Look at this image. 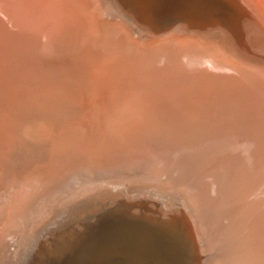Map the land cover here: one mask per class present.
<instances>
[{
	"label": "bare ground",
	"instance_id": "1",
	"mask_svg": "<svg viewBox=\"0 0 264 264\" xmlns=\"http://www.w3.org/2000/svg\"><path fill=\"white\" fill-rule=\"evenodd\" d=\"M240 1L264 26V3ZM222 4L0 0V264H23L37 239L116 197L163 218L151 227L160 239L131 225L125 244L114 230L119 264H191L189 239L168 230L175 216L200 241L196 264H264V70L244 46L260 49L264 36ZM170 16L185 21L158 30ZM211 90L215 103L232 100L226 119L201 105L202 126H174L170 114ZM98 96L113 102L108 128L84 127L76 118Z\"/></svg>",
	"mask_w": 264,
	"mask_h": 264
},
{
	"label": "water",
	"instance_id": "2",
	"mask_svg": "<svg viewBox=\"0 0 264 264\" xmlns=\"http://www.w3.org/2000/svg\"><path fill=\"white\" fill-rule=\"evenodd\" d=\"M234 1L222 0V5L225 6L224 11H230L229 13H232V16L242 22L244 17H242L240 13L242 10H245L253 19L250 23L256 26L262 32V36H264V26L256 19L254 14L249 11V8L240 0ZM128 9L130 8H127V10ZM232 16L230 17L231 19ZM178 21L185 20L177 16L166 17L162 23L158 25V30L171 26ZM261 43L260 44L263 45V47L260 49L247 44V42L244 43V46L249 59L252 61L255 60V66L258 69L264 70V37L263 42ZM34 48L35 47H33L32 50ZM32 50H29L28 53L23 51L25 59H28L30 56L32 57V54H29ZM43 54L45 55V53ZM131 209L132 207L125 203L122 197H116L112 200L106 201V206L100 209L97 213L82 217V219L80 217H75L72 222L68 223L67 221V224L61 227V229H58L53 235L48 236L45 239L44 237L39 240L37 239L35 245H33L34 248L32 251L30 248L26 249V247L30 245L27 239L23 244V249L28 250L27 254L29 257L25 259V262L23 261V264H44L43 262H47L48 264H85L88 261L91 264H119L117 261L122 256L121 253L124 249H122V252H117L112 248L116 241V238L112 241L115 236L113 234L115 229L117 230V228H119L122 230L120 240H124L123 242H125V244L128 243L127 240H129V237L133 236V232L129 229L131 225H136V228L140 226L143 229L141 231L146 232L147 234L152 233V236H155L158 239L161 238L158 233L154 232L155 229H152L151 227L154 223L163 224L162 217L156 215L152 218L151 216H145L144 213L134 214L131 212ZM184 220L185 219L182 216H175L173 221L174 224L172 228L168 230L171 233V229H173L175 232L174 237H178V239L184 237L189 239L186 244V247L191 249L188 258H190L191 264H196L202 258L203 252L198 253L197 250L192 249V247H195L196 245L199 248L201 244L195 237L194 232L187 228L188 226ZM170 226L171 225L168 227ZM147 230H150L151 232ZM138 232L140 233L139 230L135 233ZM74 236H77L75 240L73 239ZM62 237L64 238L60 239ZM64 241H67V243L64 247H61V243ZM123 254L124 257L129 260L140 258L135 255L136 253L130 252V250H127V253ZM18 259L14 264H19ZM127 264L133 263L129 261Z\"/></svg>",
	"mask_w": 264,
	"mask_h": 264
},
{
	"label": "rangeland",
	"instance_id": "3",
	"mask_svg": "<svg viewBox=\"0 0 264 264\" xmlns=\"http://www.w3.org/2000/svg\"><path fill=\"white\" fill-rule=\"evenodd\" d=\"M263 3H264V0H260L259 4L263 5ZM62 17H63V16H61V18H60V20H59V22H60L59 25H60V24L62 25V26L60 25L61 28H59V29H61V30H58V32H61V31L63 32V31H64L63 28L65 27V18L63 17V18H64V19H63ZM61 19H62V21H61ZM63 20H64V21H63ZM62 23H63V24H62ZM59 25H58V26H59ZM59 34H61V33H58V36H59ZM1 53H2V52L0 51V54H1ZM79 62H80V61L77 60L78 65H80ZM84 71H85V69H84V68L81 69V67H80V72L82 73V72H84ZM85 72H86V73H85ZM85 72H84V74H85V76H87V75H88L87 70H86ZM84 78H85V77H84ZM234 81H236V82H233V84H232V88H233V90H236V91H238V89L240 90V87H242V86H241V81H239V80H234ZM235 85H236V86H235ZM211 92H213V93L211 94ZM211 92L209 93V91H207V93H203V94L201 95V99H202V100L200 99V102H199V103L194 104V102H191L190 104H188L189 107L186 106L187 111H185V108H184V109L182 108V109L180 110L181 113H179L180 111H176V112L179 113V114H177V113H175V112H174L175 114H174V113H173V114H170L169 117H171V118H174V117H176V116L178 115L176 118H177V119L179 118V121H177V122L175 121V125H174V126L177 125L176 127H178V125H179L180 127H178V128H188V127L191 128V127L194 126L193 124H195V126H196V128H197V125H201V123H199L197 119L200 117V115H199V111H200V112L202 111V110H199V109L202 108L203 106H204V108H208V109H207V112H206L207 115L205 116V118L210 119V120H213V119H216V117L218 116L217 114L220 113V118H222V119H226L227 117L225 116L224 112H226V110H227V108L229 107V105L231 104V101H232V100L229 101L228 99H224V98H223V99H220V100L217 102V99H216V103H215V102H214V99H213V96H214V98H215V95L218 96L220 93L218 92L219 94H217V93L214 92L213 90H211ZM214 93H215V95H214ZM207 94H208V95H207ZM234 95H235V94H234ZM207 96H209L210 98L207 97ZM204 97H205L206 99H205ZM211 97H212V98H211ZM97 98H98V99H97ZM97 98H95V99L99 100V99L101 98V96H100V97L98 96ZM105 98H108V97L106 96ZM208 98H209V99H212V101H210ZM88 100L92 101L93 99L91 100V98H89ZM100 100H101V102H100V103H97L96 106L93 105V102H94V101H92V102L87 101L88 104H91V103H92L91 105H89V106H91V107H88L89 109H87L86 112H84V113H86L85 115H82V114H84V113H81V115H79V117L76 118L80 124L82 123L81 125H83V124L85 123L84 125H86V126H84V127H87V128H89V127L92 126V125H93V128H96L97 126H99V127H97V128H108V127H106V126H108V124H109V122H106L107 120H109V119H107V118H109V116H107V115H109V114L111 113V112L109 113L108 111L112 110V103H113V102H112L111 100H109V102H108V101H107L106 99H104L103 97H102ZM222 100H223V101H222ZM226 100H227V101H226ZM102 101L106 103V105H105V104H102L103 107L101 106V103H103ZM110 101H111V102H110ZM204 101H205V102H204ZM208 101H210L211 103L208 102ZM212 102H213V103H212ZM224 102H225V103H224ZM108 103H109V104H108ZM110 103H111V104H110ZM208 103L211 104V106L213 105V107H211ZM214 103H215V104H214ZM221 103H222V105H220ZM229 103H230V104H229ZM98 104L101 106L102 109L100 108V106H99V108L97 107ZM225 104H227V106H226ZM107 105H108V106H111V109H110L109 107H105V109H103L104 106H107ZM191 105H193L194 108L191 107ZM195 105H197V106H195ZM201 105H202V107H201ZM214 105H216V107H218V108H216ZM218 105H219V106H218ZM220 106H221V107H220ZM224 106H226V107H224ZM209 107H210L211 109L213 108V109H215V110H213V109L211 110ZM90 108H91V109H90ZM96 108H98V110H99V109H101V110L98 111ZM106 108H107L108 110H107ZM189 108H190V109H189ZM196 108H199V109H197V112H195L196 110H194V109H196ZM220 108H221V109H220ZM229 108H230V107H229ZM188 109H189V110H188ZM216 109H217L218 111H217ZM230 109H231V108H230ZM88 110H90L91 112H87ZM103 110H104V111H103ZM106 110H107V113H109V114H107V115H106V112H105ZM183 110L185 111V113L187 112V113H186V116H187V117H188V115H189L188 113H190V111H192V112L190 113V115H189L188 118H187L186 116H184L185 113L183 112ZM224 110H225V111H224ZM101 111H103V112H101ZM209 111H210V112L213 111L212 113H213V116H214L215 118L211 115L212 113H209ZM215 111L218 112V113L216 114ZM222 111H223V112H222ZM182 112H183V115H182ZM88 113H89V114H88ZM93 113H94V114H93ZM95 113H96V114H95ZM100 113H102V114H100ZM192 113H193V114H192ZM194 113H195V114H194ZM214 113H215V114H214ZM221 113H222V114H221ZM87 114L89 115V120H87L88 118H86V117H88V116H86ZM103 114H105L106 116H103ZM180 114H181V115H180ZM196 114H198V117H197ZM192 115H193L194 117H193ZM81 116H82V117H81ZM83 116H84V117H83ZM91 116H92V117H91ZM102 116H103V117H102ZM179 116H180V117H179ZM181 116H184V117H181ZM224 116H225L226 118H225ZM105 117H106V118H105ZM185 117H186V118H185ZM201 117H203V116L201 115ZM209 117H210V118H209ZM211 117H212V118H211ZM259 117H260V120H261V116H259ZM81 118H84L83 120H85V121H83ZM176 118H175V119H176ZM180 118L183 119V120H185V119L188 120V119H189V121L185 120V121L187 122V123H186V122L183 121V120L181 121ZM220 118H219V119H220ZM104 119H105V120H104ZM106 119H107V120H106ZM90 120L92 121V124H91ZM199 120H200V119H199ZM41 121H42V119H41ZM190 121H191V123L188 124V122H190ZM195 121H197L198 123L195 122ZM200 121H201V120H200ZM93 122L95 123V126H94V123H93ZM101 122H102V123H101ZM104 122H105V123H104ZM79 123H78V124H79ZM173 123H174V122H173ZM182 123H183V124H182ZM185 123H186V125H187L188 127L185 125ZM106 124H107V125H106ZM88 125H90V126L88 127ZM166 125H167V124H166ZM184 125H185V126H184ZM183 126H184V127H183ZM201 126H202V125H201ZM48 127H50V125H48ZM165 127H166V126H165ZM165 127L163 126V127H161V128H165ZM167 127H168V126H167ZM167 127H166V128H167ZM176 127H172V128H176ZM67 128H76V126L74 125V126L67 127ZM90 128H92V127H90ZM170 128H171V127H170ZM207 256H208V253H205V254H204V258H206Z\"/></svg>",
	"mask_w": 264,
	"mask_h": 264
}]
</instances>
